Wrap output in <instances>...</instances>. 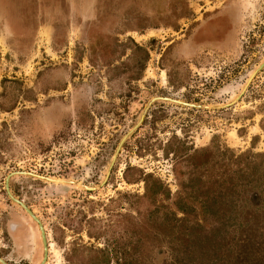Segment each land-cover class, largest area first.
Returning a JSON list of instances; mask_svg holds the SVG:
<instances>
[{
	"label": "rangeland",
	"instance_id": "374dc122",
	"mask_svg": "<svg viewBox=\"0 0 264 264\" xmlns=\"http://www.w3.org/2000/svg\"><path fill=\"white\" fill-rule=\"evenodd\" d=\"M248 162L264 0H0L5 264L45 255L8 176L44 264L264 263V223H232Z\"/></svg>",
	"mask_w": 264,
	"mask_h": 264
},
{
	"label": "trees",
	"instance_id": "16d2710c",
	"mask_svg": "<svg viewBox=\"0 0 264 264\" xmlns=\"http://www.w3.org/2000/svg\"><path fill=\"white\" fill-rule=\"evenodd\" d=\"M138 50H141L140 47H136ZM147 58V57H146ZM145 58V59H146ZM143 66H141L142 68ZM248 169L250 173L252 174L251 178L248 180L247 184L244 185V191H240V194L242 197H240V194L238 195V190L236 189V186L234 187L232 193L233 196H236L235 199L231 200L232 208H236V206H239L236 208V211H234V216H232L233 224L234 225H240L245 224L246 226H258L261 223H264V175L262 172L257 171L258 167H255L252 165V163L248 162ZM237 175H240L238 171L235 172ZM151 175H144L142 177V181L145 184V191L147 196H153L155 197L159 191L164 193L161 184L157 180H152L154 182V188L151 190L150 188V179ZM128 181V180H127ZM130 182V181H128ZM237 191V192H236ZM246 196V197H245ZM241 198V200H239ZM243 255V254H242ZM125 261V260H123ZM122 264H127L126 261ZM212 264H219L213 262ZM225 264V263H221ZM228 264H243V262H236L232 263L231 261H228ZM244 264H264L259 261L251 260L248 262H244Z\"/></svg>",
	"mask_w": 264,
	"mask_h": 264
},
{
	"label": "water",
	"instance_id": "95a60500",
	"mask_svg": "<svg viewBox=\"0 0 264 264\" xmlns=\"http://www.w3.org/2000/svg\"><path fill=\"white\" fill-rule=\"evenodd\" d=\"M8 178H9V176H8ZM8 178H7V180H6V192H7L8 196H9V198H10L13 202L19 204V205H20V206H21V207L27 212V214H28L29 216H31V217L33 218V220H35V221L38 223V225H39V228H40V231H41V237H42V241H43V246H44V253H45L44 258H43V261L41 262V264H44V263H45V259H46V243H45V235H44V233H43V229H42V227H41L39 221L37 220V218L33 216V214L30 212V210H29L24 204H22L21 202L17 201L16 199H14V198L11 196V194L9 193V190H8V185H7ZM0 262H1L2 264H5L1 259H0Z\"/></svg>",
	"mask_w": 264,
	"mask_h": 264
},
{
	"label": "bare ground",
	"instance_id": "6f19581e",
	"mask_svg": "<svg viewBox=\"0 0 264 264\" xmlns=\"http://www.w3.org/2000/svg\"><path fill=\"white\" fill-rule=\"evenodd\" d=\"M55 254L57 255V252H55Z\"/></svg>",
	"mask_w": 264,
	"mask_h": 264
}]
</instances>
